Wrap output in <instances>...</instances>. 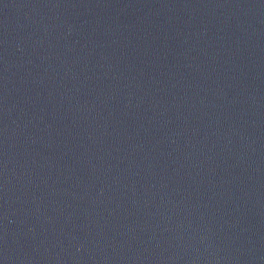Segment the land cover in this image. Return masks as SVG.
I'll return each instance as SVG.
<instances>
[{
	"label": "water",
	"instance_id": "95a60500",
	"mask_svg": "<svg viewBox=\"0 0 264 264\" xmlns=\"http://www.w3.org/2000/svg\"><path fill=\"white\" fill-rule=\"evenodd\" d=\"M0 264H264V0H0Z\"/></svg>",
	"mask_w": 264,
	"mask_h": 264
}]
</instances>
